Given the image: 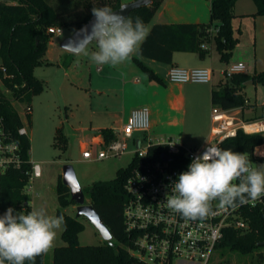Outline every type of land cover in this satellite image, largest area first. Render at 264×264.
<instances>
[{
  "label": "trees",
  "instance_id": "trees-1",
  "mask_svg": "<svg viewBox=\"0 0 264 264\" xmlns=\"http://www.w3.org/2000/svg\"><path fill=\"white\" fill-rule=\"evenodd\" d=\"M236 1L211 0L210 22L203 27L194 23L153 24L138 54L143 58L171 65L175 52H198L204 55L203 42L212 37L221 60L227 61L237 44L232 29ZM252 1L257 8L256 15L264 17V0ZM162 2L163 0H152L151 4L133 10L127 17L135 21L139 16L148 26ZM103 6H108L114 11L121 6V0H0L2 86L12 93L14 99L22 95L40 93L43 83L34 76L33 71L35 67L45 63L46 47L54 34L49 29L71 28L75 31L89 21L94 7ZM214 24L216 32L211 36L207 30ZM250 79L253 83L264 84V70L252 76L244 72L236 73L222 81V92L213 90L211 93V106L225 110H243L251 106L245 102L243 94L245 83ZM11 101L0 87V117L11 131L16 132L22 123ZM99 133L102 135L103 145L117 139L111 130L106 129ZM56 138L61 142V147L65 148L66 138L60 129L56 130ZM20 142L23 157L28 158L29 140L22 137ZM263 142L264 138L260 135H246L239 131L234 139L221 143L220 148L245 152L252 156L254 149ZM160 152L161 148L158 146L149 149L154 158H157ZM253 160L264 163V156L255 157ZM136 161L134 156L128 166L116 171L112 180L107 183H94L87 189L89 204L111 233V244L104 242L101 245H80L78 234L83 229V223L79 218L57 209L56 215H63L65 219L66 226L62 230L61 239L66 245L52 250V264H145L130 253L133 236L126 231L123 218L126 203L124 184ZM29 169L30 166L25 165L22 169L8 171L3 177L0 215L9 207L14 208L16 212L31 210L29 206H23L29 199L23 192ZM56 196L61 207L74 204L69 188L61 181L56 186ZM245 215L250 219V229L245 232L227 229L217 249L227 248L229 252L243 255L255 253L257 261L261 263L264 261V254L258 251L264 249V212L245 211ZM44 260L45 254L37 257L35 264H44Z\"/></svg>",
  "mask_w": 264,
  "mask_h": 264
},
{
  "label": "rangeland",
  "instance_id": "rangeland-1",
  "mask_svg": "<svg viewBox=\"0 0 264 264\" xmlns=\"http://www.w3.org/2000/svg\"><path fill=\"white\" fill-rule=\"evenodd\" d=\"M128 1V0H125ZM135 1V0H133ZM130 1V2H133ZM127 2V3H130ZM126 4V3H121ZM255 6L252 0H238L235 6L236 14L242 12L249 13L254 10ZM253 16L241 15L236 16L232 20L233 34L239 36V46L233 51L230 57V63L224 64L220 62L213 64L210 68L214 71V76L217 78V82H214V88H218V76L219 70L221 71V79L225 81L223 77L224 69L228 68L232 64L242 63L245 65V73L250 76L264 70V33L259 30V27L255 28V37L253 36L254 27L252 25ZM263 19V18H261ZM61 34L54 32L52 34V43L49 42L46 51V63L41 64L34 68V76L43 82V90L38 94L31 96L22 95L17 98H13L11 92L7 91L0 81V87L7 98H10L12 105L17 111L20 120L23 125L28 129V140L30 143L28 161L39 163L41 167V177L34 182L35 188L38 191V196L32 198L30 204L32 207L43 206L47 209L49 214L56 215L57 209L63 210L66 214L71 216L76 215V205L70 204L67 207L59 206L56 196V186L62 182V169L65 164H70L76 174L77 180L84 190L85 202L89 203V197L87 189L94 183H107L115 176L116 170L119 166H126L131 160V155L126 156H113L100 161H85L81 159V147L78 139H75L72 135H69L65 148H62L61 142L56 138V130L62 127V120L64 119L65 112L68 113L70 108L77 109V119H82L83 112L89 116L90 112L93 114L94 121L101 119L100 111L104 109H111L110 106L114 104L105 94L101 96L91 91V96L85 101H80L79 106H76L75 97H73L74 91H66L65 78L63 77V71L59 67L58 61L64 62L63 56L66 51L60 47L61 41L70 36L71 28H61ZM240 31V32H239ZM255 38V40H254ZM253 40L256 42L253 44ZM246 46V47H244ZM127 67L134 68L139 71L132 62L126 63ZM158 65V71L163 76L166 66L164 64ZM92 71L96 69V66H92ZM103 73H107L110 76L109 81L106 84L110 86L115 82L119 76L116 75V71L107 67L103 68ZM140 74L135 75V78L143 80L144 74L139 71ZM143 81H146L144 79ZM141 81V82H143ZM159 83L158 80L154 79ZM154 83V82H153ZM154 85V84H152ZM176 85V84H175ZM177 86V85H176ZM175 87V86H174ZM194 91H170L166 89L163 91H150V96L144 94V91L136 92L133 99L129 98L127 106L130 104L137 106L139 104L146 103L150 105V120H153L152 112L155 111L158 114L159 133L153 137L156 139H176L183 143L185 146L193 148L200 147L204 140L197 134L198 130L191 124L192 118L196 117L198 120H204V117H208L209 100L207 91L201 85L192 86ZM160 88V86L158 87ZM90 93V92H88ZM244 98L249 103H255L257 105L264 104V84L253 83L252 79L243 89ZM177 95V100L175 99ZM112 96V93H110ZM194 98L193 99H191ZM31 107V115L25 116V107ZM208 109V111H207ZM244 113L240 115L248 120L256 119L259 116L264 115V107L261 110H257L256 116H250V113ZM205 117V118H206ZM76 118L70 121V124L75 125ZM105 122V118H102ZM64 131L70 132V129L64 125ZM82 135V134H81ZM134 138H143V133H134ZM132 142L130 143V150H132ZM91 152L95 153L94 148H88ZM256 154L262 156L263 150L257 148ZM130 156V157H129ZM254 165L264 164L260 162H254ZM79 221L83 223V229L78 234V242L80 245H101L105 241L97 231V229L91 225L84 217H79ZM63 230V229H62ZM62 230L58 232L56 241L52 249L45 254L44 264H52V250L58 246H65L66 243L61 239ZM258 252L264 254V249H259ZM210 264H264L256 259V254L243 255L237 252H229L227 248H218L215 250Z\"/></svg>",
  "mask_w": 264,
  "mask_h": 264
},
{
  "label": "built area",
  "instance_id": "built-area-1",
  "mask_svg": "<svg viewBox=\"0 0 264 264\" xmlns=\"http://www.w3.org/2000/svg\"><path fill=\"white\" fill-rule=\"evenodd\" d=\"M49 31L58 34L62 32L61 28ZM202 47L206 48L204 45ZM244 71L245 65L236 63L222 74L225 79H229ZM166 77L171 83L210 84L212 70L208 67L187 69L172 66ZM31 110L30 106L25 107L26 117L31 115ZM240 110L213 106L210 113V140L200 147L190 148L172 138L153 140L148 134L149 110L140 107L130 112L119 131V138L96 149L95 153L89 149L81 152V158L85 161L120 157L129 151V142L134 133H143L144 137L138 140L133 149L137 161L124 184V225L133 236L130 253L138 261L145 264H210L227 229L240 232L250 229V219L246 217L245 211L264 212V198L227 209L218 208L213 202V215L193 221L172 212L165 203L166 195L171 194L172 184L179 174L187 171L192 159L202 155L208 147L220 148L221 143L234 139L239 131L246 135L264 134V115L248 120L240 117ZM22 137H28V129L23 123L13 132L0 117V193L2 179L8 171L29 165V177L23 189L29 198L23 206H29L32 198L38 196L34 182L41 177V167L39 163L29 162L28 158L23 157ZM154 146L161 148L157 158L149 153V149ZM260 147L264 148V142ZM255 157L258 155L254 149L252 156H249L253 163Z\"/></svg>",
  "mask_w": 264,
  "mask_h": 264
},
{
  "label": "clouds",
  "instance_id": "clouds-1",
  "mask_svg": "<svg viewBox=\"0 0 264 264\" xmlns=\"http://www.w3.org/2000/svg\"><path fill=\"white\" fill-rule=\"evenodd\" d=\"M89 43L76 47L98 67L116 68L130 63L140 51L149 29L142 18L94 7ZM123 75V73H122ZM264 198V164L254 165L245 152L208 147L192 159L187 171L179 174L166 195L168 209L188 220L213 215V202L221 209L235 208ZM28 212L9 207L0 215V264H35L48 253L65 225L63 215L49 214L43 206Z\"/></svg>",
  "mask_w": 264,
  "mask_h": 264
},
{
  "label": "crops",
  "instance_id": "crops-1",
  "mask_svg": "<svg viewBox=\"0 0 264 264\" xmlns=\"http://www.w3.org/2000/svg\"><path fill=\"white\" fill-rule=\"evenodd\" d=\"M133 0H121V3H127ZM152 1V0H151ZM238 1V0H237ZM234 5V17L241 16V15H251L253 16L252 19V25L254 27V33L253 36L255 37V28L256 26L259 27V30L264 33V17L256 15L257 8L255 6L254 10H251L249 13L242 12L240 14H236L235 12V6ZM151 4V3H150ZM210 8H211V0H163L158 10L155 12L153 18L151 19L149 25L147 26L148 29L153 24H180V23H194L198 24L200 26H206L210 22ZM233 17V18H234ZM263 18V19H261ZM233 20V19H232ZM212 25L208 30L207 33L209 35H213L216 32V28ZM74 32L72 29L70 35ZM240 32V31H239ZM234 35V34H233ZM237 38V44L232 50L231 56L233 54V51L236 49V47L239 46V36L234 35ZM255 40V38H254ZM253 40V44L256 42ZM52 43V40L50 41ZM203 45L205 49L204 55H201L198 52H175L173 53V60L172 64H164L166 66L163 76L159 74L158 71V65L154 60L146 59L141 57L138 53L135 54L132 57L131 62L133 65L144 74V78L146 81L140 80L139 78H135V75L140 74L139 71H136L134 68L127 67L126 64H122L116 68H113L109 65H105L102 68L96 66L93 64L90 59L85 56L82 52L80 53H73L70 51H66L65 55L63 56L64 62L60 60L58 61L59 67H61L63 71V77L65 78L66 84V91H74L73 97H75V105L79 106L78 103L80 101H85L87 98L91 96V91H93L95 94H99L100 96L102 94H105L108 96L112 102H114L113 106H110V110L104 109V111H100L101 114L100 117L105 118V122L102 121V118L99 120H92L93 114L95 112H90L89 116L85 112H83L84 116H82V119H77V109L74 108L69 110L68 113L65 112L64 119L62 120V127L58 128L62 131L64 134L66 141L69 137V135H72L75 139L79 140L81 151L88 148H94L95 150L98 148H102L103 145V138L102 135L99 133V131L102 130H111L115 133L116 138H119L120 134L119 131L122 128V126L126 123L130 112L134 109L140 108V107H150L148 104V100H146V103L139 104L137 106H133L130 104L128 107L127 104L130 100L129 98L133 99L137 94L136 92L144 91V94L147 95L146 97L150 96V91H163L166 89H170V91H194V88L192 86L194 85H201L204 87V90L207 91L208 100H209V111H208V117H204V120H198V118L194 117L192 118L191 124L195 127L196 130H198L197 134H199L202 137V140H204L205 144L208 140H210V113H211V93L213 90H216L218 92H222V87H220L221 82L223 79H221V71L219 70V83L218 88H214V82H217V78L214 76V71L212 70V77H211V83L210 84H179V83H171L167 80V72L170 67L177 66L180 68H199V67H208L210 68L213 64H218L220 62H224V64L230 63V58L227 61H223L220 58L219 52L216 50V45L214 39L211 37L209 41H204ZM238 45V46H237ZM89 49H92L94 47L93 44L89 43L87 45ZM246 47V46H244ZM230 56V57H231ZM139 61L140 64H137L136 61ZM46 61L45 57V63ZM162 64V63H159ZM92 66H96V69L92 71ZM107 67L109 69H112L116 71V75L119 77L115 79V82L110 86L106 84L107 81L111 80L110 76H108L107 73H103V68ZM211 69V68H210ZM148 70V71H147ZM225 70V69H224ZM151 72V73H150ZM123 73V75H122ZM245 73V72H244ZM152 74V75H151ZM37 79H39L37 77ZM154 79L158 80L159 83L155 82ZM40 80V79H39ZM143 81V82H141ZM154 82V83H153ZM253 82V81H252ZM43 83V82H42ZM154 84V85H152ZM177 86H176V85ZM248 84V82L245 83V86ZM160 86V88H158ZM175 86V87H174ZM90 92V93H88ZM110 93H112V96H110ZM177 100V95L175 97ZM191 99L194 100V98L191 97ZM127 103V104H126ZM251 106L246 107L245 109L240 110V115H243L244 113L248 112L250 113V116L248 117H254L259 113H256L257 110H261L264 107V104L257 105L255 103H249ZM149 110V108H148ZM247 113V114H248ZM149 114L150 110H149ZM249 115V114H248ZM153 120H150V131L149 135L153 138L159 133V122L158 121V114L154 111L152 112ZM76 118L75 125L70 124V121ZM64 125L70 129V132L67 133L64 131ZM137 133V132H136ZM140 133V132H139ZM82 134V135H81ZM141 138H134L129 142V151L126 153L128 155H131V160L126 164L128 166L131 161L134 158V152L133 149L135 145H137L138 140ZM133 143L132 150H130V143ZM202 144V145H203ZM201 145V146H202ZM260 147V146H259ZM255 148V151L257 148ZM264 156V155H262ZM130 157V156H129ZM258 157H261L258 155ZM82 159V158H81ZM83 160V159H82ZM126 166H119V168H124ZM116 170V171H117Z\"/></svg>",
  "mask_w": 264,
  "mask_h": 264
},
{
  "label": "water",
  "instance_id": "water-1",
  "mask_svg": "<svg viewBox=\"0 0 264 264\" xmlns=\"http://www.w3.org/2000/svg\"><path fill=\"white\" fill-rule=\"evenodd\" d=\"M151 0H135L130 3L122 4L114 12L128 16L130 12L136 10L142 6L149 5ZM94 16L92 15L89 21L82 27L76 29L70 36L64 38L60 47L64 50L77 53L76 47H85L89 44L91 25L94 21ZM249 82V81H248ZM264 137V134H261ZM62 183L69 188L70 198L76 205V218L84 217L91 225H93L97 231L100 233L102 238L108 244H111L112 236L108 228L101 221L98 213L94 210L92 205L85 202V194L81 188L75 171L70 164H65L62 169Z\"/></svg>",
  "mask_w": 264,
  "mask_h": 264
},
{
  "label": "bare ground",
  "instance_id": "bare-ground-1",
  "mask_svg": "<svg viewBox=\"0 0 264 264\" xmlns=\"http://www.w3.org/2000/svg\"><path fill=\"white\" fill-rule=\"evenodd\" d=\"M260 148H261L262 150L264 149L263 147H260ZM260 148H259V149H260Z\"/></svg>",
  "mask_w": 264,
  "mask_h": 264
}]
</instances>
